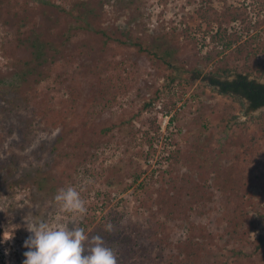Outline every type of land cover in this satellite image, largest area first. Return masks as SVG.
<instances>
[{"label":"rangeland","instance_id":"obj_1","mask_svg":"<svg viewBox=\"0 0 264 264\" xmlns=\"http://www.w3.org/2000/svg\"><path fill=\"white\" fill-rule=\"evenodd\" d=\"M45 1L51 21L28 10L53 44L44 65L20 45L24 0L0 8V264H24L28 221L72 226L54 200L67 186L86 201L79 226L118 264H264V108L247 117L189 73L264 61V0H94L84 22L59 9L80 0ZM218 29L259 47L246 61L213 42Z\"/></svg>","mask_w":264,"mask_h":264},{"label":"trees","instance_id":"obj_2","mask_svg":"<svg viewBox=\"0 0 264 264\" xmlns=\"http://www.w3.org/2000/svg\"><path fill=\"white\" fill-rule=\"evenodd\" d=\"M13 0H0V8L2 5L8 2H11ZM19 4V0H14ZM106 0H100V4L102 7H104ZM210 2V0H208ZM94 0H80L77 1L75 6L72 7L70 11H66L64 8H59L64 15L70 16L72 18H75L76 21H87L86 19V12H91L92 10H95V7L93 5ZM33 3L38 7L39 12L42 10L41 15L47 19V21H51L53 18L50 16V13H48V9H51L50 6H53L56 8L55 5H51L49 1L45 0H24V7L22 12H18L15 14L16 19V30L17 33H20V31L29 25L30 27V33L25 34L23 33L22 36L19 38V41L21 42L20 45L23 47L28 46L29 48H34L36 50L35 55L36 57L33 59L34 61L39 62L40 64H43L48 61V58L46 56L49 55L50 50L53 49V44L49 42L50 41H43L45 38V33L43 31L44 29H47L46 25H41V23H38L36 20L32 21V15L29 13V6ZM92 6V7H91ZM27 7V9H26ZM35 7V8H36ZM34 8V9H35ZM95 12V11H94ZM91 24V22H87ZM43 26V27H42ZM81 29V26H73L71 29ZM50 29V32L52 28ZM70 31V30H69ZM227 34V31H225ZM99 33H101L106 39L105 42L109 43L111 42H117L123 45H132L136 47L140 52L144 53H152L155 56H158V52L160 50V47L154 46L155 50L154 52L151 50V47L144 46L143 43L139 40H133L132 35H118L116 32H108L106 29L99 30ZM68 34H66V37H68ZM254 36H251V38H247L243 41L241 36L236 33H230L228 36H222V33H220V30L218 29L217 32L211 36V39H213V42H216L219 40L222 42V46H224L226 49H229L234 46V44L238 43L236 49V52L243 56L246 61L249 60V58L252 55V52L248 49L249 47L257 48L259 45L254 39ZM153 47V46H152ZM167 50V49H166ZM264 53V52H263ZM165 54L171 56L170 51H165ZM32 60V61H33ZM167 64H170V61L164 60ZM30 66V62L27 64ZM35 72V70H32ZM31 72V70H29ZM192 75V78L194 80H201L206 82L208 86H210L212 89L216 90L220 95L226 96L230 99H232L236 104H238L239 108L242 110L243 114L247 117L253 118L255 116H252V113L264 108V82L261 81L262 78H264V61L256 62L253 65H250L249 62L244 64L243 70H238L236 68H232L230 66H224L219 67L216 72L214 73H207L203 74L201 70L194 69L189 72ZM38 75L41 77V72H38ZM204 75V76H203ZM180 75L179 72H176L175 76H173L172 80L176 81L178 80ZM182 77V76H181ZM1 103L0 105H5L6 100L0 99ZM264 116V114H262ZM238 214L241 217L242 222H247L249 220V215L246 212L245 208H241L237 211ZM260 218H264V215L259 213ZM251 219V218H250ZM259 240L264 243V236H259ZM261 244H259L260 246ZM259 246L257 248H259ZM261 247V246H260ZM192 260L191 258L187 259V263H190Z\"/></svg>","mask_w":264,"mask_h":264},{"label":"clouds","instance_id":"obj_3","mask_svg":"<svg viewBox=\"0 0 264 264\" xmlns=\"http://www.w3.org/2000/svg\"><path fill=\"white\" fill-rule=\"evenodd\" d=\"M58 211L70 216L69 222H62L58 215L55 222L39 220L30 223L27 229L33 235L25 242L29 249L24 255V264H118L116 252L106 245L100 235L89 236L79 222L88 213L81 191L74 186L58 189L54 196ZM113 224L105 229L111 233Z\"/></svg>","mask_w":264,"mask_h":264},{"label":"built area","instance_id":"obj_4","mask_svg":"<svg viewBox=\"0 0 264 264\" xmlns=\"http://www.w3.org/2000/svg\"><path fill=\"white\" fill-rule=\"evenodd\" d=\"M167 123V122H166Z\"/></svg>","mask_w":264,"mask_h":264}]
</instances>
